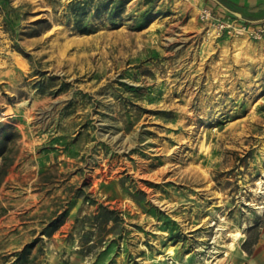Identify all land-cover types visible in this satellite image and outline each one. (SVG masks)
I'll return each instance as SVG.
<instances>
[{
	"label": "rangeland",
	"instance_id": "1",
	"mask_svg": "<svg viewBox=\"0 0 264 264\" xmlns=\"http://www.w3.org/2000/svg\"><path fill=\"white\" fill-rule=\"evenodd\" d=\"M202 6L0 7V264H245L264 38L212 34Z\"/></svg>",
	"mask_w": 264,
	"mask_h": 264
},
{
	"label": "crops",
	"instance_id": "2",
	"mask_svg": "<svg viewBox=\"0 0 264 264\" xmlns=\"http://www.w3.org/2000/svg\"><path fill=\"white\" fill-rule=\"evenodd\" d=\"M23 0H0L3 8L9 3L20 4ZM221 13L234 15L245 22L264 20V0H210ZM245 264H264V223L260 227L259 236Z\"/></svg>",
	"mask_w": 264,
	"mask_h": 264
},
{
	"label": "built area",
	"instance_id": "3",
	"mask_svg": "<svg viewBox=\"0 0 264 264\" xmlns=\"http://www.w3.org/2000/svg\"><path fill=\"white\" fill-rule=\"evenodd\" d=\"M197 18L216 36H246L248 39L264 38V20L245 22L234 15L218 12L209 6H202Z\"/></svg>",
	"mask_w": 264,
	"mask_h": 264
},
{
	"label": "bare ground",
	"instance_id": "4",
	"mask_svg": "<svg viewBox=\"0 0 264 264\" xmlns=\"http://www.w3.org/2000/svg\"><path fill=\"white\" fill-rule=\"evenodd\" d=\"M263 153H264V151H263ZM261 172H262V175L264 176V170H263L262 167H261ZM257 184L261 188L262 180H259L257 182ZM257 208L261 211L262 208H263V206L262 205H259V206H257ZM219 229L220 230H225L224 227H219ZM228 234H230L234 239H237L238 237H241L243 235L241 230L240 231H236V232H231V233H228Z\"/></svg>",
	"mask_w": 264,
	"mask_h": 264
}]
</instances>
